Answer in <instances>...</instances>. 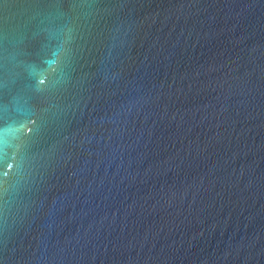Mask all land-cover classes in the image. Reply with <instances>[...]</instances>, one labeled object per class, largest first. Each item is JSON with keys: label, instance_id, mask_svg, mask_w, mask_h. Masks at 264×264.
<instances>
[{"label": "water", "instance_id": "95a60500", "mask_svg": "<svg viewBox=\"0 0 264 264\" xmlns=\"http://www.w3.org/2000/svg\"><path fill=\"white\" fill-rule=\"evenodd\" d=\"M0 264H264V0H0Z\"/></svg>", "mask_w": 264, "mask_h": 264}]
</instances>
